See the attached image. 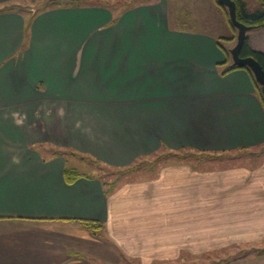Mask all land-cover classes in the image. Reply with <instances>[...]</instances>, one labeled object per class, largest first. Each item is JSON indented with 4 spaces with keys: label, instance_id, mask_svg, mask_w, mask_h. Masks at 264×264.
<instances>
[{
    "label": "crops",
    "instance_id": "0c3cea01",
    "mask_svg": "<svg viewBox=\"0 0 264 264\" xmlns=\"http://www.w3.org/2000/svg\"><path fill=\"white\" fill-rule=\"evenodd\" d=\"M11 1L0 0V264H187L231 247L227 264H264V246L241 248L264 240V151L255 165L181 158L69 183L65 151L38 145L120 169L163 149L264 148V101L246 68L224 72L219 37L171 29L167 0L31 15ZM248 34L264 52V27Z\"/></svg>",
    "mask_w": 264,
    "mask_h": 264
},
{
    "label": "rangeland",
    "instance_id": "374dc122",
    "mask_svg": "<svg viewBox=\"0 0 264 264\" xmlns=\"http://www.w3.org/2000/svg\"><path fill=\"white\" fill-rule=\"evenodd\" d=\"M63 1L64 0H13L7 2V6L17 7L31 15L41 12L42 8L47 6L50 7L51 5L62 3ZM108 1L109 2H103L111 5L115 0ZM138 1L141 2L148 0H132V3ZM167 2L169 4V27L171 29L189 28L206 33H213L219 37L221 42H223L227 48L231 49L236 45L238 29L233 27L230 23L228 8L219 4L218 0H167ZM246 2L248 9L252 11L263 8L261 2L258 0H246ZM130 3L131 0H119L118 2L120 6L130 5ZM229 60L231 64L233 62L232 56H230ZM61 112H64L63 106L61 107ZM46 129L47 127L44 125V136L48 135ZM44 139V141L38 144L44 157H47L49 153L55 150L65 151L64 157L68 161L67 165L69 167H74L86 175L102 177L107 182H110V184H113V182L115 183L119 179H125V177L130 179L144 175L142 169L141 171L130 174L131 171H122L120 168L111 167L99 160L97 161L96 158L92 157L87 152L76 150L73 147L64 145L62 142L57 143L56 139L54 141L46 140V138ZM263 151L264 148L257 147L253 149V151H246V155H243L245 152L214 154L193 152L190 149H181L179 153H176L175 151L163 149L162 151L153 154L148 159L139 161L135 167L147 168V166L152 165L157 169L158 165L162 163L173 162L181 158H186L194 162L195 160H200V164L204 167L228 164L234 165L236 163L255 165V163L259 164L262 160ZM251 245L252 243H248L246 247L241 248H254L255 246L263 247L264 240L259 244ZM238 249L239 248L234 247L222 248L215 250V254H203L202 256L188 257L185 262L187 264H227L228 261L235 259L237 256L236 254H239V252H237Z\"/></svg>",
    "mask_w": 264,
    "mask_h": 264
},
{
    "label": "trees",
    "instance_id": "16d2710c",
    "mask_svg": "<svg viewBox=\"0 0 264 264\" xmlns=\"http://www.w3.org/2000/svg\"><path fill=\"white\" fill-rule=\"evenodd\" d=\"M67 4H73V3H76V2H80V0H64ZM236 3H237V17L240 21L248 24V25H252L253 26V29H257V28H262L264 27V0H258L261 2L263 8L261 9H257V10H250L248 9L247 7V2L246 0H235ZM220 4V3H219ZM223 7H226L224 5H222ZM49 7H45V8H42V11L43 10H46L48 9ZM230 16V15H229ZM230 20V23L232 24L233 27L234 24L232 23L231 19L229 18ZM236 28V27H235ZM221 47H223V49L225 50V52L227 53V56H228V60L230 59V55L231 52H230V49L227 48V47H224L221 43ZM241 55L242 56H248V55H252L254 56L257 60L260 61V63L263 65L264 67V52L263 51H259V50H255L251 47L250 45V42H249V34L247 35V38L245 40V43L241 49ZM240 66L238 65H235L233 62L230 64V66L224 71V72H228L232 69H235V68H239ZM244 68H246L252 75L254 81H255V84L257 86V89H258V93L260 95V97L262 98V100L264 101L263 99V93H262V88H261V85L257 82L256 78H255V75L254 73L252 72V70L245 66ZM201 153H206V152H201ZM137 164L133 165V166H130V167H127V168H124L122 169V171H134L135 170V166ZM84 174L81 173L80 171H78L76 168H72V167H66L65 170H64V176L67 180V182L69 183H73L75 180H77L79 177L83 176Z\"/></svg>",
    "mask_w": 264,
    "mask_h": 264
},
{
    "label": "water",
    "instance_id": "95a60500",
    "mask_svg": "<svg viewBox=\"0 0 264 264\" xmlns=\"http://www.w3.org/2000/svg\"><path fill=\"white\" fill-rule=\"evenodd\" d=\"M221 5L228 8L230 19L234 26L238 29L237 43L230 49L233 63L240 67H249L255 75L257 82L261 85L264 99V67L254 56H242L241 49L245 43L248 32L253 29L252 25H248L240 21L237 17V3L235 0H218Z\"/></svg>",
    "mask_w": 264,
    "mask_h": 264
}]
</instances>
